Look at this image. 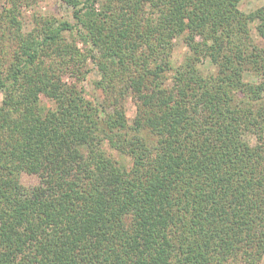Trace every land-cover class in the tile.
<instances>
[{
    "label": "trees",
    "instance_id": "obj_1",
    "mask_svg": "<svg viewBox=\"0 0 264 264\" xmlns=\"http://www.w3.org/2000/svg\"><path fill=\"white\" fill-rule=\"evenodd\" d=\"M34 1L0 0V264H264V5Z\"/></svg>",
    "mask_w": 264,
    "mask_h": 264
},
{
    "label": "rangeland",
    "instance_id": "obj_2",
    "mask_svg": "<svg viewBox=\"0 0 264 264\" xmlns=\"http://www.w3.org/2000/svg\"><path fill=\"white\" fill-rule=\"evenodd\" d=\"M264 5V0H241L240 2V9L248 12L251 11L259 6ZM48 16L53 15L57 19L61 20H71V13L70 8L63 4L61 0H37L32 3H29L28 5H24L21 8V21L24 31H29L34 26V16ZM254 35V33H253ZM257 42L264 45V40L262 38L255 37ZM80 45V44H79ZM174 49L175 54H178L179 57L182 56L183 53L186 52L185 46L182 44L180 39L174 40ZM205 68H212L210 64L205 62ZM97 73L95 70H92L89 73V76L84 81V89L86 91V95L89 97H93L97 99L98 93L93 89L92 80L97 77ZM248 78H250L249 75H247ZM1 98V95H0ZM127 107V115L129 119L131 120L135 114V107L131 100H129L126 104ZM106 149L112 153L115 157H119L118 153L114 150L108 148L106 146ZM22 184H24L26 187H33L39 184V177L36 175H27L23 176L22 178Z\"/></svg>",
    "mask_w": 264,
    "mask_h": 264
}]
</instances>
